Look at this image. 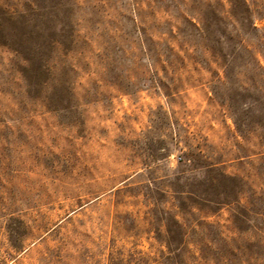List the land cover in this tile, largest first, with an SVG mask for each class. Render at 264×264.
Returning a JSON list of instances; mask_svg holds the SVG:
<instances>
[{"label": "rangeland", "instance_id": "rangeland-1", "mask_svg": "<svg viewBox=\"0 0 264 264\" xmlns=\"http://www.w3.org/2000/svg\"><path fill=\"white\" fill-rule=\"evenodd\" d=\"M75 1L72 50L54 51L37 92L0 46V264H264V213L239 231L235 205L181 209L172 186L195 159L243 182V206L264 195L262 129L241 135L225 100L264 95V0H245L258 37L231 64L187 22L226 11L240 36L228 0ZM171 217L187 233L178 257Z\"/></svg>", "mask_w": 264, "mask_h": 264}, {"label": "trees", "instance_id": "trees-1", "mask_svg": "<svg viewBox=\"0 0 264 264\" xmlns=\"http://www.w3.org/2000/svg\"><path fill=\"white\" fill-rule=\"evenodd\" d=\"M228 2L232 5L231 17L242 28L240 33L233 25L240 36L236 37L226 29L223 21L226 11L210 12L203 27L189 18L187 22L199 33L204 31L220 57L231 64L240 58V49L250 51L253 44L248 41V36L257 33L254 36L258 37L259 29L255 24H250L252 15L245 0ZM76 11L75 0H29L22 11L0 9V46L10 48L27 64L23 71L30 92H37L40 86L51 79L54 68L52 58L56 49L60 48L64 54L71 52L78 31ZM254 51L253 58L260 65L258 55L261 51ZM233 78L232 73H226L228 81L231 82ZM225 100L232 107V117L238 132L245 135V131L250 130L246 128H261L264 146V95L259 98L252 96L249 89H241ZM189 161L191 165L188 169L179 172L172 180L174 198L180 204L179 208H204L216 213L220 207L235 205L233 217L236 229L245 232L257 228V219L251 214L264 213V195H253L251 205L243 206L247 195L243 182L227 175L214 164L202 166L195 159ZM171 222L172 225L167 227L169 238L166 244L170 253L178 257L188 245L187 233L185 224L176 217H171Z\"/></svg>", "mask_w": 264, "mask_h": 264}]
</instances>
